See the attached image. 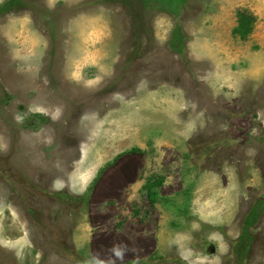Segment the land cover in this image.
Listing matches in <instances>:
<instances>
[{"label": "rangeland", "instance_id": "obj_1", "mask_svg": "<svg viewBox=\"0 0 264 264\" xmlns=\"http://www.w3.org/2000/svg\"><path fill=\"white\" fill-rule=\"evenodd\" d=\"M0 264H264V0H0Z\"/></svg>", "mask_w": 264, "mask_h": 264}, {"label": "trees", "instance_id": "obj_2", "mask_svg": "<svg viewBox=\"0 0 264 264\" xmlns=\"http://www.w3.org/2000/svg\"><path fill=\"white\" fill-rule=\"evenodd\" d=\"M245 21H246L245 18H243V19L241 20V27H243V25L245 24Z\"/></svg>", "mask_w": 264, "mask_h": 264}, {"label": "bare ground", "instance_id": "obj_3", "mask_svg": "<svg viewBox=\"0 0 264 264\" xmlns=\"http://www.w3.org/2000/svg\"><path fill=\"white\" fill-rule=\"evenodd\" d=\"M123 247V246H122ZM108 249V248H107ZM108 251V250H107ZM104 253V252H103Z\"/></svg>", "mask_w": 264, "mask_h": 264}]
</instances>
